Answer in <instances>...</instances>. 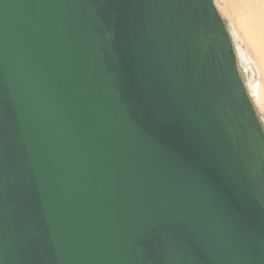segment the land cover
I'll return each instance as SVG.
<instances>
[{
  "label": "water",
  "instance_id": "95a60500",
  "mask_svg": "<svg viewBox=\"0 0 264 264\" xmlns=\"http://www.w3.org/2000/svg\"><path fill=\"white\" fill-rule=\"evenodd\" d=\"M0 264H264L215 0H0Z\"/></svg>",
  "mask_w": 264,
  "mask_h": 264
},
{
  "label": "rangeland",
  "instance_id": "374dc122",
  "mask_svg": "<svg viewBox=\"0 0 264 264\" xmlns=\"http://www.w3.org/2000/svg\"><path fill=\"white\" fill-rule=\"evenodd\" d=\"M233 1L235 0H215V4L231 35L237 54L239 69L243 79L245 80L248 95L251 97L257 115L264 127V105L256 99L255 93L252 89L254 84L260 81L264 90V74L262 76L260 66L257 61L259 60V62H261V60L258 56H255L254 47L250 45L248 41L249 39L246 37L245 30L241 23L242 15L239 14V10H236L237 8L233 6ZM242 52L246 53L247 60L244 59ZM248 73L251 75L250 80L248 79Z\"/></svg>",
  "mask_w": 264,
  "mask_h": 264
},
{
  "label": "bare ground",
  "instance_id": "6f19581e",
  "mask_svg": "<svg viewBox=\"0 0 264 264\" xmlns=\"http://www.w3.org/2000/svg\"><path fill=\"white\" fill-rule=\"evenodd\" d=\"M233 6L237 8L236 10H239V14L242 15L241 16L242 26L245 30L246 37L249 39L248 41L250 45L254 47L255 56L256 57L258 56L261 60V62H259V60L257 61L260 66V72L263 76L264 74V0H242V1L235 0L233 1ZM242 55L244 59H246V53L242 52ZM248 77H249L248 79L250 80L251 75L249 73H248ZM252 89L255 93L256 99L260 103H263L264 105V90L262 88L261 82L260 81L256 82L252 87Z\"/></svg>",
  "mask_w": 264,
  "mask_h": 264
}]
</instances>
